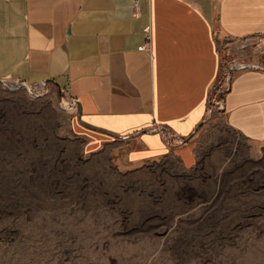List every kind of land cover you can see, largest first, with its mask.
<instances>
[{"label": "rangeland", "instance_id": "1", "mask_svg": "<svg viewBox=\"0 0 264 264\" xmlns=\"http://www.w3.org/2000/svg\"><path fill=\"white\" fill-rule=\"evenodd\" d=\"M22 84L0 81V264H264V142L214 105L229 88L188 169L116 144L86 154L64 97Z\"/></svg>", "mask_w": 264, "mask_h": 264}, {"label": "crops", "instance_id": "2", "mask_svg": "<svg viewBox=\"0 0 264 264\" xmlns=\"http://www.w3.org/2000/svg\"><path fill=\"white\" fill-rule=\"evenodd\" d=\"M246 59L264 68V0H0V81L77 101L86 154L116 144L133 164L194 167L225 60ZM224 99L228 126L264 142V70L234 72Z\"/></svg>", "mask_w": 264, "mask_h": 264}, {"label": "built area", "instance_id": "3", "mask_svg": "<svg viewBox=\"0 0 264 264\" xmlns=\"http://www.w3.org/2000/svg\"><path fill=\"white\" fill-rule=\"evenodd\" d=\"M229 54L230 53H227L228 56H229ZM238 67H239V62L238 61L236 62V61L225 60L223 76H222V79L219 82L220 83V88H221L222 91L226 90L227 88H229L230 83L233 80L234 72L238 69ZM30 89H33V87L30 86ZM62 103H63L62 106L64 108L72 109L74 107V100H72V99L65 100V103H64V101ZM178 143H182V140L178 141Z\"/></svg>", "mask_w": 264, "mask_h": 264}, {"label": "water", "instance_id": "4", "mask_svg": "<svg viewBox=\"0 0 264 264\" xmlns=\"http://www.w3.org/2000/svg\"><path fill=\"white\" fill-rule=\"evenodd\" d=\"M234 41H236V39L230 38V39H226L224 41V43L226 44V43H231V42H234ZM243 68H252V69H261V70H264V68H261L260 66L252 65V64L239 65V67H238V69H243ZM22 85L30 88V86L27 85V84H25V83H23ZM228 90H230V86H229V89ZM77 103H78L77 101H74V106H76ZM214 105L219 107V111L225 112V100L224 99L223 100L214 101ZM211 111H212V109L210 108V103H209L208 115L211 113ZM202 125H203V123H201L199 125V127H201ZM187 141H188V139H186L185 141H182V143H185Z\"/></svg>", "mask_w": 264, "mask_h": 264}, {"label": "trees", "instance_id": "5", "mask_svg": "<svg viewBox=\"0 0 264 264\" xmlns=\"http://www.w3.org/2000/svg\"><path fill=\"white\" fill-rule=\"evenodd\" d=\"M217 86L219 87V86H220V84H217ZM218 87H217V88H218ZM217 88H216V86H215V89H217ZM214 91H215V90H214ZM212 96H213V93L211 94V97H210V99H212V98H213ZM220 97H221V98H224V95L222 94Z\"/></svg>", "mask_w": 264, "mask_h": 264}]
</instances>
